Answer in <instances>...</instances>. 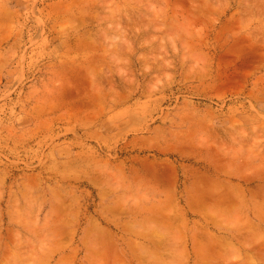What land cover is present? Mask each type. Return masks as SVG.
<instances>
[{"label": "rangeland", "instance_id": "obj_1", "mask_svg": "<svg viewBox=\"0 0 264 264\" xmlns=\"http://www.w3.org/2000/svg\"><path fill=\"white\" fill-rule=\"evenodd\" d=\"M101 262L264 264V0H0V264Z\"/></svg>", "mask_w": 264, "mask_h": 264}, {"label": "bare ground", "instance_id": "obj_2", "mask_svg": "<svg viewBox=\"0 0 264 264\" xmlns=\"http://www.w3.org/2000/svg\"><path fill=\"white\" fill-rule=\"evenodd\" d=\"M173 177V176H172ZM172 177H170L171 179H173ZM175 181V180H174ZM209 182V181H208ZM212 183V182H211ZM162 184V183H161ZM210 186V185H209ZM208 186V187H209ZM167 187H169V186H167ZM166 187V188H167ZM171 188V187H170ZM242 190V189H241ZM208 191V190H207ZM228 194H229V192H227ZM205 194H206V191H205ZM217 194V193H216ZM222 194H224V193H222ZM208 195V194H207ZM209 196H212V195H209ZM210 198V197H209ZM226 199H227V197H226ZM211 200V199H210ZM228 200H230V202H231V199H228ZM212 201V200H211ZM251 226V225H250ZM205 228V227H204ZM207 229V228H206ZM208 231V230H207ZM206 236V235H205ZM198 237V236H197ZM204 237V236H203ZM263 239V238H262ZM228 240V239H227ZM258 240H260V239H258ZM198 241V240H197ZM205 241V240H204ZM224 242H226V241H224ZM198 243H199V241H198ZM199 245V244H198ZM204 246V245H203ZM214 247H216V246H214ZM208 249H209V247H208ZM262 251V250H261ZM201 252V251H200ZM205 252H207V251H205ZM208 253V252H207ZM119 257V256H118ZM259 259V258H258ZM118 260V262H119V258L117 259ZM251 262H253L252 260H251ZM98 263V262H97ZM101 264H102V262H101ZM203 264V263H202Z\"/></svg>", "mask_w": 264, "mask_h": 264}]
</instances>
